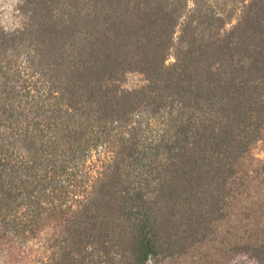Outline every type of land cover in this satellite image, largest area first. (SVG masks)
<instances>
[{
    "label": "trees",
    "instance_id": "obj_1",
    "mask_svg": "<svg viewBox=\"0 0 264 264\" xmlns=\"http://www.w3.org/2000/svg\"><path fill=\"white\" fill-rule=\"evenodd\" d=\"M17 1L0 264H264V0Z\"/></svg>",
    "mask_w": 264,
    "mask_h": 264
},
{
    "label": "rangeland",
    "instance_id": "obj_2",
    "mask_svg": "<svg viewBox=\"0 0 264 264\" xmlns=\"http://www.w3.org/2000/svg\"><path fill=\"white\" fill-rule=\"evenodd\" d=\"M17 0H0V21L7 27L14 26L19 20V14L17 11ZM173 58H171L172 60ZM139 76L135 75L131 78L130 84L138 82ZM254 155L264 163V144L259 143L253 148ZM228 229L231 231H238L239 234L244 230H251V232L257 233L260 231V227H264V216L255 218H243V221L239 222L237 219L231 221L228 225ZM264 229V228H263ZM196 260V263L200 264H253L250 261L242 258L240 255L227 254L225 250H221L219 245H214L203 252L197 251L194 256L189 258ZM171 264H176V261H172Z\"/></svg>",
    "mask_w": 264,
    "mask_h": 264
}]
</instances>
